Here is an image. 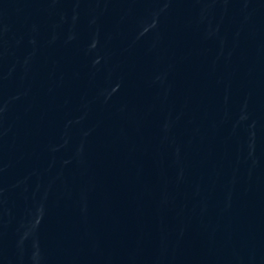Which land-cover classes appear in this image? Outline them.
<instances>
[{"label":"water","instance_id":"1","mask_svg":"<svg viewBox=\"0 0 264 264\" xmlns=\"http://www.w3.org/2000/svg\"><path fill=\"white\" fill-rule=\"evenodd\" d=\"M0 264H264V0H0Z\"/></svg>","mask_w":264,"mask_h":264}]
</instances>
